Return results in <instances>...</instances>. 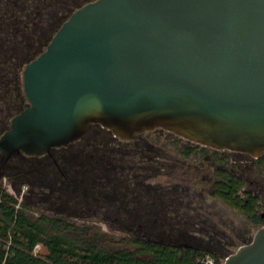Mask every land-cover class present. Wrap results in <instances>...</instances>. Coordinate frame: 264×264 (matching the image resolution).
I'll return each mask as SVG.
<instances>
[{
    "label": "water",
    "instance_id": "95a60500",
    "mask_svg": "<svg viewBox=\"0 0 264 264\" xmlns=\"http://www.w3.org/2000/svg\"><path fill=\"white\" fill-rule=\"evenodd\" d=\"M23 86L28 105L0 136L3 164L67 146L95 123L126 141L163 128L260 157L264 0L88 2L26 64ZM222 259L264 264V225Z\"/></svg>",
    "mask_w": 264,
    "mask_h": 264
},
{
    "label": "trees",
    "instance_id": "16d2710c",
    "mask_svg": "<svg viewBox=\"0 0 264 264\" xmlns=\"http://www.w3.org/2000/svg\"><path fill=\"white\" fill-rule=\"evenodd\" d=\"M88 1L91 0L84 3ZM84 3L79 0H0V77L3 81L7 76L11 79L7 87L1 81V87L26 100L28 105L23 86L24 67L48 47L61 25ZM118 140L125 141L119 137ZM184 152L187 156L192 154L190 149ZM51 153L65 184L86 192L90 191V184H95L96 192L91 194L103 193L102 201L108 205L120 208L127 202L124 212L135 228L146 232L156 228L159 222L175 226L167 220L168 210L158 207L161 193L155 195L156 198L146 197L149 183L141 177L138 179V173L125 168V164L118 163L119 170L114 164L102 165L98 168L103 171H92L89 175L83 169L71 167L77 157L59 156L52 150ZM215 174L212 194L238 209L255 225L263 226L261 200L246 191L243 178L228 168H221ZM102 185L115 190L112 196H107L105 188L101 192ZM116 190L118 193L114 196ZM119 192L122 198L117 197ZM180 220L182 223L186 219ZM209 255L222 262L220 255L191 244L162 242L130 233L119 236L99 225L78 224L71 215L43 209L37 202L19 198L0 185V264H204Z\"/></svg>",
    "mask_w": 264,
    "mask_h": 264
},
{
    "label": "rangeland",
    "instance_id": "374dc122",
    "mask_svg": "<svg viewBox=\"0 0 264 264\" xmlns=\"http://www.w3.org/2000/svg\"><path fill=\"white\" fill-rule=\"evenodd\" d=\"M81 1L84 3L87 0ZM7 78L3 81L0 77V83L3 81L6 87L11 82ZM25 105L26 100L17 98L0 84V136L10 126L13 114ZM186 149L192 151L190 156L185 154ZM52 151L59 156L77 157L71 167L83 169L89 175L103 171L98 168L102 165L114 164L119 170L121 167L117 164H125V168L138 173V179L141 177L149 183L146 197L152 195L156 198L155 195L161 193L158 207L168 210L167 220L175 226L159 222L156 228L146 232L135 228L124 212L128 207L127 202L120 208L108 205L102 201L103 193L98 196L91 194L96 192L95 184H90V191L87 192L65 184L56 164L50 168L52 173L42 178L41 183L30 184L1 169L3 154L0 152V185L19 198L37 202L43 209L67 213L78 224L99 225L103 230L119 236L130 233L137 237L150 236L162 242L191 244L224 258L241 245L251 242L260 227L238 209L215 197L212 187L217 170L228 168L243 178L246 191L260 198V212L264 213V154L255 157L246 152L205 146L163 128L145 132L132 142L120 141L111 130L96 123L83 138L67 146L55 147ZM46 157L40 158V162ZM10 159L25 161L26 157L24 154H14ZM71 171L75 172L69 169ZM102 186L101 192L105 188L107 196H112L115 190ZM114 193L116 196L118 191ZM117 197L122 198L121 193ZM180 219L186 220L181 223ZM212 240L214 242H209Z\"/></svg>",
    "mask_w": 264,
    "mask_h": 264
},
{
    "label": "flooded vegetation",
    "instance_id": "af4514ba",
    "mask_svg": "<svg viewBox=\"0 0 264 264\" xmlns=\"http://www.w3.org/2000/svg\"><path fill=\"white\" fill-rule=\"evenodd\" d=\"M86 3H84L83 5H85ZM24 156L26 157L25 161H20L19 159L11 161L10 159L12 157L11 156L5 164L2 163L1 169L5 171L7 174L12 173L15 174V176H17L20 179L27 180L30 184L41 183L42 178L52 173L50 168L53 167L54 165L53 162L54 161L56 162V159L51 152L40 156L26 155V154H24ZM43 156H47L46 158H44L46 160L40 162V158H42ZM262 215L264 216V213H262ZM209 242H214V241L212 240Z\"/></svg>",
    "mask_w": 264,
    "mask_h": 264
},
{
    "label": "built area",
    "instance_id": "2783aa9c",
    "mask_svg": "<svg viewBox=\"0 0 264 264\" xmlns=\"http://www.w3.org/2000/svg\"><path fill=\"white\" fill-rule=\"evenodd\" d=\"M39 248V245L38 247ZM221 262H218L217 260H215V258L213 256H207L205 259H204V264H220Z\"/></svg>",
    "mask_w": 264,
    "mask_h": 264
}]
</instances>
